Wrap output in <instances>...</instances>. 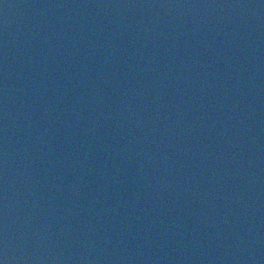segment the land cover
Listing matches in <instances>:
<instances>
[{
	"label": "water",
	"instance_id": "95a60500",
	"mask_svg": "<svg viewBox=\"0 0 264 264\" xmlns=\"http://www.w3.org/2000/svg\"><path fill=\"white\" fill-rule=\"evenodd\" d=\"M0 264H264V0H0Z\"/></svg>",
	"mask_w": 264,
	"mask_h": 264
}]
</instances>
